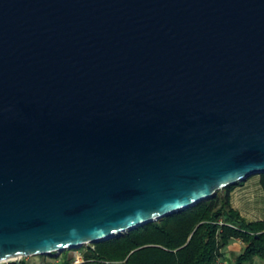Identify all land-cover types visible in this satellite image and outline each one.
I'll list each match as a JSON object with an SVG mask.
<instances>
[{
  "label": "water",
  "instance_id": "95a60500",
  "mask_svg": "<svg viewBox=\"0 0 264 264\" xmlns=\"http://www.w3.org/2000/svg\"><path fill=\"white\" fill-rule=\"evenodd\" d=\"M261 174L264 0H0V264Z\"/></svg>",
  "mask_w": 264,
  "mask_h": 264
},
{
  "label": "trees",
  "instance_id": "16d2710c",
  "mask_svg": "<svg viewBox=\"0 0 264 264\" xmlns=\"http://www.w3.org/2000/svg\"><path fill=\"white\" fill-rule=\"evenodd\" d=\"M258 177L264 195V174ZM241 185L122 237L78 248L81 264H220L233 241L244 246L235 264L264 262V220L248 221L231 203L232 192Z\"/></svg>",
  "mask_w": 264,
  "mask_h": 264
},
{
  "label": "rangeland",
  "instance_id": "374dc122",
  "mask_svg": "<svg viewBox=\"0 0 264 264\" xmlns=\"http://www.w3.org/2000/svg\"><path fill=\"white\" fill-rule=\"evenodd\" d=\"M232 206L237 209L240 214L248 221L264 220V195L259 186L258 175H253L243 182V185L237 186L231 194ZM92 245V244H91ZM90 245L83 246L86 248ZM241 241H233L226 249L225 256L221 258L220 264H235V256L243 250ZM81 248V247H80ZM78 249L66 250L60 254L49 256H34L21 258L18 261H8L1 264H17L24 262L25 264H48L59 259H63L64 255L68 258H76L80 256ZM253 264H264V262L256 259Z\"/></svg>",
  "mask_w": 264,
  "mask_h": 264
},
{
  "label": "built area",
  "instance_id": "2783aa9c",
  "mask_svg": "<svg viewBox=\"0 0 264 264\" xmlns=\"http://www.w3.org/2000/svg\"><path fill=\"white\" fill-rule=\"evenodd\" d=\"M83 262V257L80 254V256L76 257V258H68V260L63 263V260L59 259L56 260L54 262L48 263V264H81Z\"/></svg>",
  "mask_w": 264,
  "mask_h": 264
}]
</instances>
